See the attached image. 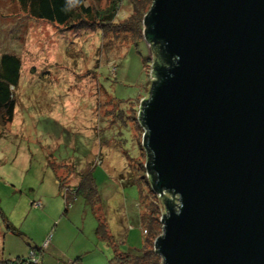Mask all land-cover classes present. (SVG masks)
<instances>
[{"label":"rangeland","instance_id":"374dc122","mask_svg":"<svg viewBox=\"0 0 264 264\" xmlns=\"http://www.w3.org/2000/svg\"><path fill=\"white\" fill-rule=\"evenodd\" d=\"M91 30L61 28L31 17L18 0H0V56L23 60L14 120L0 123V259L110 264L115 245L129 252L145 240L140 212L149 187L128 180L141 163L136 173L150 177L139 145L145 128L112 115L120 100H133L140 121L156 58L145 38L135 46L131 33ZM83 181L77 195L68 191ZM100 220L112 243L97 235Z\"/></svg>","mask_w":264,"mask_h":264},{"label":"water","instance_id":"95a60500","mask_svg":"<svg viewBox=\"0 0 264 264\" xmlns=\"http://www.w3.org/2000/svg\"><path fill=\"white\" fill-rule=\"evenodd\" d=\"M139 119L163 264H264V0H154Z\"/></svg>","mask_w":264,"mask_h":264},{"label":"trees","instance_id":"16d2710c","mask_svg":"<svg viewBox=\"0 0 264 264\" xmlns=\"http://www.w3.org/2000/svg\"><path fill=\"white\" fill-rule=\"evenodd\" d=\"M104 1L18 0L21 9L31 17L47 21L61 28L68 30L92 29L101 36L107 30H112L117 35L131 33L135 36V46L143 42L145 17L154 0H110L108 6L103 7ZM123 7L126 12L122 13ZM148 50V57L151 60L153 58L151 48ZM22 76L23 60L21 56L16 53H3L0 56V123L4 126L14 120L17 101L16 90L20 85ZM120 101L124 102H121V106L113 112L112 121L114 122L115 119L116 122H121L126 126L129 124L128 121H132L139 127L140 121L136 115L137 105L133 100ZM139 145L141 151L145 150L140 140ZM139 165L144 168L142 163L134 166L132 168L134 173L130 171L132 174H130L128 180L136 183L141 179L149 187L148 194L142 196L144 199L146 198L144 202L145 212H140L141 229L145 240L142 247L135 251L121 252L115 245V257L110 261V264H163L162 256L155 251V240L163 232L161 216L166 204L153 189L150 178L145 173H142L141 176L136 173L139 170ZM84 185L87 186L85 181L81 185L71 187L72 189L68 188V191L77 195ZM84 189L87 188L84 187ZM89 190L91 194L95 191L94 188H89ZM96 200L98 202L100 199L97 197ZM144 230H146V233H144ZM97 235L112 243V235L102 220L99 221ZM35 259H37L36 256ZM0 264H39V262L35 261L32 256H21L15 259H0Z\"/></svg>","mask_w":264,"mask_h":264},{"label":"built area","instance_id":"2783aa9c","mask_svg":"<svg viewBox=\"0 0 264 264\" xmlns=\"http://www.w3.org/2000/svg\"><path fill=\"white\" fill-rule=\"evenodd\" d=\"M144 136V135H143ZM144 140V139H143ZM164 214V213H163ZM163 217V216H162ZM162 217H161V219H162ZM144 233H146V230H144ZM36 261V260H35Z\"/></svg>","mask_w":264,"mask_h":264}]
</instances>
